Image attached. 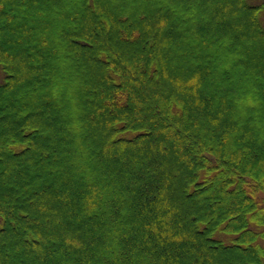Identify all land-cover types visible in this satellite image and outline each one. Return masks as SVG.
Returning <instances> with one entry per match:
<instances>
[{"label": "trees", "instance_id": "1", "mask_svg": "<svg viewBox=\"0 0 264 264\" xmlns=\"http://www.w3.org/2000/svg\"><path fill=\"white\" fill-rule=\"evenodd\" d=\"M263 11L0 0V264H264Z\"/></svg>", "mask_w": 264, "mask_h": 264}, {"label": "rangeland", "instance_id": "2", "mask_svg": "<svg viewBox=\"0 0 264 264\" xmlns=\"http://www.w3.org/2000/svg\"><path fill=\"white\" fill-rule=\"evenodd\" d=\"M249 2H250L251 5L258 6V5L263 4L264 0H249ZM234 16H237V18L240 19L239 14H235ZM260 16H261V20H262L263 25H264V11L260 14ZM251 42H253L255 44L258 43V41L256 39H254V38L251 40ZM4 80H5V73H4L3 69H2V67L0 66V84L3 83ZM0 108H3V109L5 108V101H4L3 98H0ZM25 111H26V108L24 109V112ZM2 116L4 117V114H2ZM262 176L264 177V173L262 174ZM191 239H193V238L191 237ZM198 240L199 239L196 238V239L192 240V242L193 243H197Z\"/></svg>", "mask_w": 264, "mask_h": 264}]
</instances>
